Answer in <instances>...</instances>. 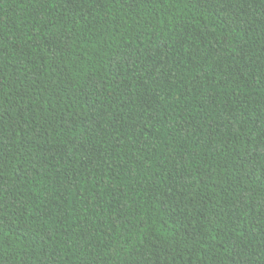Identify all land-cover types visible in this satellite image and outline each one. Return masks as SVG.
<instances>
[{
  "label": "trees",
  "instance_id": "trees-1",
  "mask_svg": "<svg viewBox=\"0 0 264 264\" xmlns=\"http://www.w3.org/2000/svg\"><path fill=\"white\" fill-rule=\"evenodd\" d=\"M264 0H0V264H264Z\"/></svg>",
  "mask_w": 264,
  "mask_h": 264
},
{
  "label": "snow or ice",
  "instance_id": "snow-or-ice-1",
  "mask_svg": "<svg viewBox=\"0 0 264 264\" xmlns=\"http://www.w3.org/2000/svg\"><path fill=\"white\" fill-rule=\"evenodd\" d=\"M261 150L264 151V145H261Z\"/></svg>",
  "mask_w": 264,
  "mask_h": 264
}]
</instances>
